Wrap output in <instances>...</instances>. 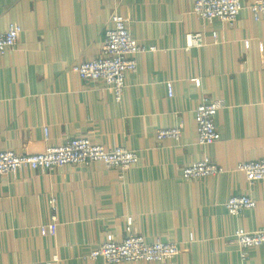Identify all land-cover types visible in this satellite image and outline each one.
Wrapping results in <instances>:
<instances>
[{"label":"crops","instance_id":"obj_1","mask_svg":"<svg viewBox=\"0 0 264 264\" xmlns=\"http://www.w3.org/2000/svg\"><path fill=\"white\" fill-rule=\"evenodd\" d=\"M240 1L229 25L197 17L193 0H0V30L22 29L17 48L0 53V149L35 153L90 134L138 153L127 171L96 161L0 177V264H106L90 251L130 232L181 250L163 262L123 264H264V243L243 257L233 237L264 230V180L251 184L236 169L264 158V17L250 9L257 0ZM117 13L145 48L120 101L105 83L71 71L99 54ZM197 32L207 44L187 47ZM215 99L224 103L220 138L201 145L195 109ZM178 126L179 141L158 139L159 129ZM207 156L225 170L183 177ZM240 194L257 206L232 215L226 203Z\"/></svg>","mask_w":264,"mask_h":264},{"label":"built area","instance_id":"obj_2","mask_svg":"<svg viewBox=\"0 0 264 264\" xmlns=\"http://www.w3.org/2000/svg\"><path fill=\"white\" fill-rule=\"evenodd\" d=\"M243 5L240 0H193V13L212 23L220 19L233 25L238 19ZM255 18L264 17V0H257L250 5ZM113 27L107 29L101 43L99 54L89 61L77 63L71 71L78 75L82 81H101L113 90L116 99L121 100L127 86V77L138 68L136 56L145 48L131 33L129 21L117 13L113 16ZM21 28L11 25L7 30H0V53L4 54L17 48ZM218 40L217 32L212 34V42ZM207 39L203 32L187 35V47L204 46ZM249 44V43H248ZM169 95H173L172 85L169 84ZM224 108L221 99L212 101L202 100L195 109L198 125V142L208 145L219 140L220 135L216 125V116ZM46 138H49L48 129H45ZM183 127L161 128L158 139L180 140ZM102 161L107 167L127 171L138 161L135 150L122 146L114 148L93 141L92 135L85 134L69 138L66 142L50 144L45 150L35 153H19L12 149H0V177L14 174L20 169L51 170L58 166L90 164ZM236 169L246 175L253 184L264 180V158L258 160L242 161ZM225 169L213 162L210 157L189 163L183 169V177L187 180H198L208 176L222 173ZM55 212L56 199H51ZM232 215H238L245 209L257 206V201L248 194L233 195L226 203ZM55 219V214L53 215ZM132 223V218H128ZM41 230L46 231L42 226ZM233 237L239 244L243 257H247L246 249L258 247L264 243V230L248 231L237 229ZM181 250L178 242L162 241L156 239L149 242L145 236L130 232L122 240H107L92 249L88 255L90 259H102L106 264H123L127 262L147 261L163 262L173 259ZM56 258V257H55ZM35 264H47L36 262Z\"/></svg>","mask_w":264,"mask_h":264}]
</instances>
